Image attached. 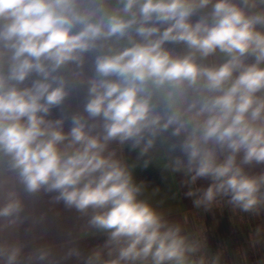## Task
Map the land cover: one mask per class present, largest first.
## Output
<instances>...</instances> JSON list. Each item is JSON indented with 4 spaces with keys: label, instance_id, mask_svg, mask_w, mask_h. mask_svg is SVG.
<instances>
[{
    "label": "clouds",
    "instance_id": "obj_1",
    "mask_svg": "<svg viewBox=\"0 0 264 264\" xmlns=\"http://www.w3.org/2000/svg\"><path fill=\"white\" fill-rule=\"evenodd\" d=\"M91 52L99 54L87 76ZM76 84H87V100L66 131V116L50 117ZM169 127L184 136L186 158L172 170L190 185L210 181L188 191L196 207L228 197L259 214L264 170L251 169L264 166V0H0V233L29 219L24 197L55 193L53 204L106 237L62 260L206 264L199 242L140 199L109 149L131 142L147 152L146 134ZM23 248L0 241V264H60L50 248L26 258Z\"/></svg>",
    "mask_w": 264,
    "mask_h": 264
},
{
    "label": "crops",
    "instance_id": "obj_2",
    "mask_svg": "<svg viewBox=\"0 0 264 264\" xmlns=\"http://www.w3.org/2000/svg\"><path fill=\"white\" fill-rule=\"evenodd\" d=\"M166 46L176 51L181 50L179 44L169 43ZM98 54V52H91L86 55L83 67L87 76L94 74V59ZM212 59L209 58V62ZM87 89V84H76L71 87L69 97L62 106L53 108L50 118L66 116L65 130L67 131L71 126V116L83 111L87 100ZM154 103L156 111L163 116L167 111L165 101L158 96L154 99ZM172 132L173 128L169 127L166 131H158L154 137L146 134V140L153 139V146L147 152L142 153L143 144L133 149L131 142L124 145L113 142L109 149L115 151L116 158L128 168L134 182L142 187L140 199L145 200L157 212L163 214L169 223L180 225L182 234L195 241L191 221L193 212L215 209L218 205L228 202L229 198L218 197L208 207L195 206V198L189 197L188 191L194 188H207L210 181L199 179L195 185H190L189 178L183 171L172 170L176 158L186 159L179 147L184 136H174ZM173 145L176 146L174 149ZM262 170L264 166L251 169L254 173ZM52 195L55 193H40L32 198L24 197L26 205L24 215L29 219L15 230L0 233V241L22 244L24 246L22 257L25 258L36 249L50 248L52 258L60 260V264H79L74 257L68 260L61 259L68 248L76 246L87 255L93 248L102 244L106 237L103 234H93L87 229V217H81L75 209H66L63 203L53 204L50 200ZM70 240L74 241V244L69 243ZM197 257H199L198 253ZM247 262L248 264H264V251L259 259L255 256L247 259ZM33 264H40V262H33Z\"/></svg>",
    "mask_w": 264,
    "mask_h": 264
},
{
    "label": "rangeland",
    "instance_id": "obj_3",
    "mask_svg": "<svg viewBox=\"0 0 264 264\" xmlns=\"http://www.w3.org/2000/svg\"><path fill=\"white\" fill-rule=\"evenodd\" d=\"M191 221L195 241L200 244L198 254L206 264H212L214 258L218 264H248L247 259H259L264 251V206L253 214L226 202L215 209L194 211Z\"/></svg>",
    "mask_w": 264,
    "mask_h": 264
}]
</instances>
